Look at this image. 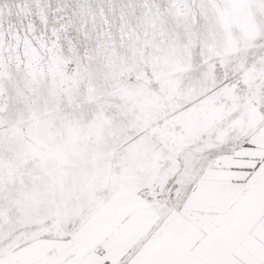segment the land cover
Wrapping results in <instances>:
<instances>
[{
	"label": "snow or ice",
	"instance_id": "6c2138e0",
	"mask_svg": "<svg viewBox=\"0 0 264 264\" xmlns=\"http://www.w3.org/2000/svg\"><path fill=\"white\" fill-rule=\"evenodd\" d=\"M0 264H264V0H0Z\"/></svg>",
	"mask_w": 264,
	"mask_h": 264
}]
</instances>
